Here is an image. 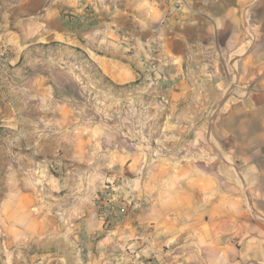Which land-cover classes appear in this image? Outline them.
<instances>
[{
  "label": "rangeland",
  "instance_id": "374dc122",
  "mask_svg": "<svg viewBox=\"0 0 264 264\" xmlns=\"http://www.w3.org/2000/svg\"><path fill=\"white\" fill-rule=\"evenodd\" d=\"M69 1L0 0V264H156L129 231L143 208L131 181L152 167H232L213 119L220 101L239 97L236 81L201 109L155 75L151 37L140 41L147 75L126 85L70 38L28 44L36 17ZM79 12L67 26L74 34L98 14ZM112 33L127 43L126 32Z\"/></svg>",
  "mask_w": 264,
  "mask_h": 264
},
{
  "label": "crops",
  "instance_id": "0c3cea01",
  "mask_svg": "<svg viewBox=\"0 0 264 264\" xmlns=\"http://www.w3.org/2000/svg\"><path fill=\"white\" fill-rule=\"evenodd\" d=\"M158 1L72 0L46 8L28 44L70 38L103 75L126 85L147 75L140 41L151 37L155 75L168 81L174 99L199 97L201 109L236 81L239 97L220 101L213 119L221 154L234 165L146 169L148 177L131 181L143 208L128 227L156 264H264V0ZM83 6L98 14L74 34L67 26L79 23ZM114 29L128 41L136 37V50L128 51V41L119 45Z\"/></svg>",
  "mask_w": 264,
  "mask_h": 264
},
{
  "label": "built area",
  "instance_id": "2783aa9c",
  "mask_svg": "<svg viewBox=\"0 0 264 264\" xmlns=\"http://www.w3.org/2000/svg\"><path fill=\"white\" fill-rule=\"evenodd\" d=\"M130 213H132V214H133L134 212H133V211H131Z\"/></svg>",
  "mask_w": 264,
  "mask_h": 264
}]
</instances>
